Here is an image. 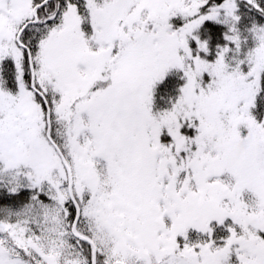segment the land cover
<instances>
[{
  "label": "snow or ice",
  "instance_id": "6c2138e0",
  "mask_svg": "<svg viewBox=\"0 0 264 264\" xmlns=\"http://www.w3.org/2000/svg\"><path fill=\"white\" fill-rule=\"evenodd\" d=\"M0 264H264V0H0Z\"/></svg>",
  "mask_w": 264,
  "mask_h": 264
}]
</instances>
